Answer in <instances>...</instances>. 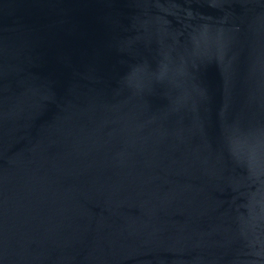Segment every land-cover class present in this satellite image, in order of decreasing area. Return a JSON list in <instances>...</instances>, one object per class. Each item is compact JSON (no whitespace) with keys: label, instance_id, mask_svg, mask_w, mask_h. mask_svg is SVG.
<instances>
[{"label":"water","instance_id":"water-1","mask_svg":"<svg viewBox=\"0 0 264 264\" xmlns=\"http://www.w3.org/2000/svg\"><path fill=\"white\" fill-rule=\"evenodd\" d=\"M0 264H264V0H0Z\"/></svg>","mask_w":264,"mask_h":264}]
</instances>
